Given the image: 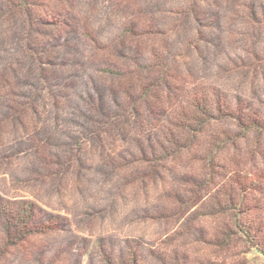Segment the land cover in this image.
<instances>
[{
  "label": "rangeland",
  "instance_id": "obj_1",
  "mask_svg": "<svg viewBox=\"0 0 264 264\" xmlns=\"http://www.w3.org/2000/svg\"><path fill=\"white\" fill-rule=\"evenodd\" d=\"M0 264H264V0H0Z\"/></svg>",
  "mask_w": 264,
  "mask_h": 264
},
{
  "label": "trees",
  "instance_id": "obj_2",
  "mask_svg": "<svg viewBox=\"0 0 264 264\" xmlns=\"http://www.w3.org/2000/svg\"><path fill=\"white\" fill-rule=\"evenodd\" d=\"M106 71H108V70H106ZM108 72H112V71H108ZM197 104V109L198 110H200L201 111V114L204 112L203 111V108L202 107H200L199 106V103H196ZM241 190V189H240ZM230 204H231V202H230ZM23 212H22V214H23V216H25V220L23 221V218L21 217L20 219H19V221H20V223H22V224H24V223H27L28 222V219H30V217L32 216V212H33V209H32V206H30V207H26L24 210H22ZM232 217H233V219L231 218V220L233 221V222H236V225H237V216H236V214H233L232 215ZM14 222V221H13ZM13 222H9V223H7V228L9 229V228H14V230L17 228V224H15V223H13ZM243 237H244V239H246V240H248L249 239V237H248V233H245L244 235H243Z\"/></svg>",
  "mask_w": 264,
  "mask_h": 264
}]
</instances>
